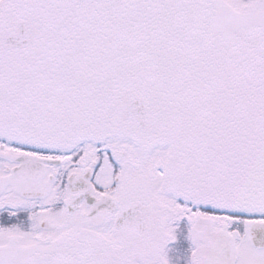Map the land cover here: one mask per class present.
Returning <instances> with one entry per match:
<instances>
[{"label":"snow or ice","instance_id":"snow-or-ice-1","mask_svg":"<svg viewBox=\"0 0 264 264\" xmlns=\"http://www.w3.org/2000/svg\"><path fill=\"white\" fill-rule=\"evenodd\" d=\"M0 264H264V0H0Z\"/></svg>","mask_w":264,"mask_h":264}]
</instances>
